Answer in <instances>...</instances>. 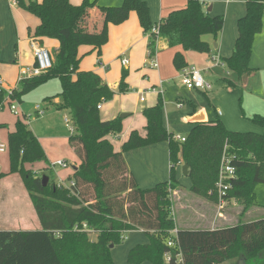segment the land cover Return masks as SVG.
Listing matches in <instances>:
<instances>
[{
    "label": "trees",
    "instance_id": "trees-1",
    "mask_svg": "<svg viewBox=\"0 0 264 264\" xmlns=\"http://www.w3.org/2000/svg\"><path fill=\"white\" fill-rule=\"evenodd\" d=\"M12 1L38 19L32 35L35 39L54 40L58 47L51 68L44 74L19 82L8 99L5 92H0V109L6 104L21 102L25 94L58 79L60 102L55 107L70 116L73 133L68 137V145L79 165L68 179L74 186L59 188L49 180L43 187L39 174L25 166L45 162L44 151L24 122L15 123L14 132L7 137L9 174L20 176L41 230L0 231V264H114L110 245H118L124 232L134 229L143 230L149 242L129 251V264L145 261L163 264V255L168 251L172 256L168 264H175V250L166 247L171 238L169 233L175 229L169 200V190L179 186L174 168L181 160L191 181L189 190L212 199L209 195L214 190L225 148L235 167V179L230 182L226 198L242 204L241 215L255 205V186L264 184V116L251 118L261 126V134L232 132L216 120L194 125L181 143L173 141L164 128L163 101L159 96L155 106L142 112L147 122L146 137L133 131L121 151L114 152L106 137L121 133L122 120L118 117L101 121L97 107L112 100L115 92L94 72L79 71L78 49L91 47L98 59L108 41V26L121 25L131 12L136 14L148 38L147 58L154 54L157 40L164 41L168 48L210 54L212 47L203 38L209 35L216 41L223 27V17L210 16L200 0H186L185 8L169 13L156 25L159 32L156 39L151 34L155 25L150 21L148 6L141 0L98 7L102 22L96 33L79 29L88 11L96 6L95 1L83 0L77 7L69 0ZM263 11L264 0H246L245 15L237 22L238 37L233 53L223 60L227 70L239 77L251 72L249 61L254 38L262 30ZM172 65L178 72L187 67L179 52L175 53ZM127 76L128 72L123 69L117 93L129 91ZM2 128L5 125H0ZM164 141L169 148L170 180L141 190L130 175L123 154ZM83 225L96 235L95 239L90 232L79 231ZM176 238L183 264H230L241 258L247 264H264V218L214 230H181Z\"/></svg>",
    "mask_w": 264,
    "mask_h": 264
},
{
    "label": "crops",
    "instance_id": "crops-1",
    "mask_svg": "<svg viewBox=\"0 0 264 264\" xmlns=\"http://www.w3.org/2000/svg\"><path fill=\"white\" fill-rule=\"evenodd\" d=\"M36 1L40 3L42 0ZM69 1L73 7H77L83 0ZM90 1H95L96 6L88 11L79 29L85 32L96 33L100 30L102 22V14L98 10V7L119 6L124 0ZM141 1L147 4L150 21L155 26L167 17L169 13L181 10L186 6V0ZM200 1L203 3L205 12L210 14V16L223 17V27L216 41H214L212 37L208 40L205 39L212 47L210 54H199L192 51L184 52L180 47L168 48L164 41L157 40L155 55L158 67L156 69H151L149 66L147 67L148 38L143 34L138 18L134 12H131L128 16V20L121 25L108 26V41L101 48V55L98 59L96 52H94L91 47L82 46L78 49V57L81 58L79 71L94 72L115 92L112 100L101 104L99 109L100 120L110 121L118 118L121 114L127 115L124 119H121V133L106 137L113 146L114 152L121 151V147L128 140L129 135L133 131L137 132L142 138L146 137L147 122L142 112L144 109L155 106L159 96L163 101V125L165 130L172 136L186 137L194 125L215 122L219 120V117L222 118L219 121H221L225 127L231 126V121L228 117L224 118L220 111L216 112V109H214L215 115H213L208 112L205 106H196L195 99L190 95H187L189 100H187L188 107L182 115L169 112V108L174 106L173 102H176L175 108L177 110L183 109L182 101H179L182 99L174 96V98L165 100L161 93L159 94L157 91H159V89H164L165 84L179 80V72L176 71L172 65V59L177 52L183 55L187 67H193L201 71L202 75L211 73L214 78L225 80L231 87H239L246 90L248 93L243 91V94L247 99V104L244 105H246L245 110L248 109L246 110V114L249 116L248 118H252L255 115L264 116V74H259V72L264 73V62L262 66V64H260V58L254 55L257 51L264 54V37L261 38L260 35H257L254 38L251 58L256 56V61L255 65H252L253 68H251L253 70L251 69L249 74L239 77L235 73H231L232 76H228L227 79L223 75L224 72H222V70L226 68L223 60L231 57L233 53L234 45L238 37L237 22L245 15L246 0ZM209 7L211 9L207 12ZM38 24L39 21L37 18L20 9L14 1L0 0V80L3 89L13 90L17 88L20 70L34 64L31 48L32 42L35 41L48 50V48L45 47V43L47 42L48 45L52 47V51L49 52L48 50V52L50 56L53 57L58 43L47 38L35 39L32 36ZM121 57H125L128 60L127 66L123 67L121 65ZM212 57H217L223 65L221 66L218 64L217 66L213 63ZM263 57L264 55L261 54V58ZM98 61L99 63H97ZM123 69L128 72L126 78L129 90L128 94H126L127 92L124 94L116 92L120 80V73ZM256 69L258 71H254ZM204 75V79L210 83ZM53 82L57 83L56 87L58 89L55 90V92H50L51 87L45 83V85L39 87L40 89L38 88L39 91L36 90V92H39L40 96L36 97L35 100L30 98V101L36 104L35 109H33L31 113L37 118L40 117L38 118L39 120L43 119V121L47 123L53 121L58 115L63 114V124L66 125V120L69 122L68 118H66L67 111L55 109V112L52 113L48 109H42L38 105L40 103L39 99L41 101L48 98H54L51 100L54 106L59 104L60 100L57 98V95L61 92V85L58 79L57 81H55V79L50 81V83ZM53 88H55V85H53ZM190 91L202 92L200 90ZM141 97L143 98L142 102ZM22 101L23 97L21 99V102ZM4 107L0 110L3 111ZM37 107H39V109H37ZM197 112L202 114L204 119L201 123H195L191 120ZM14 114L18 118V112L16 111ZM22 116L26 117L24 113H22ZM18 120L20 119L18 118ZM0 125L5 124L0 121ZM5 126L7 128V125ZM28 127L37 138L44 151L46 161L42 164H44L47 170L55 173L58 167L53 166V164L57 161H63L69 167L66 169L59 168L61 171L55 173L57 187L60 188L64 186L67 188L68 185L65 186L63 184L64 181H68V179L72 177L74 170L77 169L79 165V160L68 145L70 132L68 130L69 133L67 132L66 134L64 131L67 125L64 126V129H51L46 134H39L33 131L30 128L29 122ZM14 130L9 131L7 137L9 133L14 132ZM7 137L6 140H4L6 145ZM4 154H0V175H4L0 176V231H39L41 230V224L20 176L18 174H9V171L5 172V170L9 169V159L8 154ZM123 158L130 175L141 190L154 188L156 185L166 183L170 180L171 163L168 143L166 141L127 151L123 154ZM183 165L184 164L180 160L174 168L175 179L179 186L173 190H169L170 209L172 210L171 215L175 224V229L171 231L175 230L177 234V232L181 230L196 231L219 229L215 226L216 221H224L225 218L227 219V215L223 216V214H221V217H217V199L214 201L213 197L212 199L203 198L193 194L189 190L191 181L187 177L188 175L185 176L182 174ZM186 178L187 180H185ZM210 194L214 195L213 192H210ZM232 202L233 200H228L227 205L229 204V206H231ZM259 208L260 207L254 205L244 215L246 216L249 212L255 214L257 210H260ZM255 220H248L246 222ZM90 235L95 239V234L91 233ZM123 241L125 242L111 249V257L114 264H129L127 262L129 251L135 246L144 245L149 242L143 230L137 229L124 232L122 242ZM142 264L151 263L145 261ZM163 264H168L165 254L163 255Z\"/></svg>",
    "mask_w": 264,
    "mask_h": 264
},
{
    "label": "rangeland",
    "instance_id": "rangeland-1",
    "mask_svg": "<svg viewBox=\"0 0 264 264\" xmlns=\"http://www.w3.org/2000/svg\"><path fill=\"white\" fill-rule=\"evenodd\" d=\"M262 19H263L262 20L263 25H262V30H261L262 32L257 34V35H260L261 38L264 37V17ZM205 39L206 40L211 39V36H209V35L204 36L203 40L205 41ZM45 47L48 48L49 52L52 51V47H50V45H48L47 42L45 43ZM261 54L264 55L263 53L257 51V53H255L254 55H256L257 57L260 58V64H262V66H263L264 57L261 58ZM256 56H254V58H251L252 57V55H251L250 61H249V67L250 68L252 67V65H255ZM213 63H215V62H213ZM147 67H148V63H147ZM254 71H258V70L256 69ZM222 72H224L223 75L227 79H228V76L231 77L233 74L232 72H230L226 68L224 70H222ZM259 74H264V73L259 72ZM204 76L211 83V90L208 93H203L200 91H199L200 93H198V92H192L190 90H187L185 88V86H183L181 84L180 79L175 80V82L172 81L170 83L165 84L164 89H159L161 91V95L163 96V99H165V100H168V98H174V96H177L178 98L182 99L179 101H182L183 109L177 110L175 108L176 102H173L174 106L173 107L171 106L169 108V112L176 113L177 115H182L188 107L187 105H188L189 100H188L187 95H190V96H193V98L195 99L196 106H198V107L205 106L208 109V112L212 113L213 115H215L214 109H216V112L220 111L224 118L228 117L229 120L231 121V126H228L226 128H228L232 132L261 134L263 131L261 126L254 123L251 120V118H248L249 116L246 114V110H248V109L245 110L246 105H244V104H247V99L245 98V96L243 94V91L246 92V90L241 89L239 87H231L225 80H220L218 78H214L213 75H211V73H208L207 75H204ZM50 81H52V80H50ZM50 81H48L49 83L46 82V84L49 87H51L50 92H55V90L58 89L56 87L57 83L56 82L50 83ZM55 81H57V79H55ZM43 85H45V84H43ZM53 85H55V88H53ZM39 87H37L36 89L25 94V96H23L22 102H20V103L17 101L12 102V104L17 108L16 111L19 114L18 118L22 122H24L27 126H28V122H29L30 128L39 134L40 133L46 134L51 129H56V128L64 129V126H66V125L63 124L64 123L63 122V120H64L63 114L58 115L57 117H55V119L53 121L47 123L46 121H43V119L39 120L38 118H40V117L37 118V117H35V115L33 113H31V111L33 109H35L36 104L31 102L30 98H33L35 100L36 97L40 96L39 92H36V90L39 91V89H40ZM128 93L129 92H127L126 94H128ZM157 93H158V91H157ZM246 93H248V92H246ZM52 100H53V98H52ZM39 102L40 103L38 105L42 109H48L52 113L55 112L54 110L56 109V107L51 103L52 101H46V100L40 101V99H39ZM186 102H187V104H186ZM248 103H249V101H248ZM22 113H24L26 115V117H23ZM66 115H67L66 118H68V120H69V125L73 127L68 112ZM0 116H1L0 121L3 124L7 125V128L5 126V128L0 129V138H2L0 140L2 142H4V140H6L8 132L14 130V127H15L14 125L18 121V118L10 110V105H7V104L5 105L3 111L0 110ZM221 119L222 118L219 117V120H221ZM65 128H66V130L64 129V131L67 134L68 129H67V127H65ZM69 135H70V133H69ZM42 163L43 162L27 164L25 166V168H28L29 170H32L35 173L37 172L40 177L47 176L49 178L50 182L54 181V183L57 184V181H56L57 179L55 177V173L61 171L59 169L60 167H58L54 173L52 171L47 170L46 167L44 166V164H42ZM7 171H9V169L5 170V172H7ZM185 180H187V178ZM63 184L65 186H67V185H69V182L64 181ZM209 196L213 197L214 201H215V199H216L215 195H212V196L209 195ZM254 197H255L256 207H260L259 208L260 210H257L255 214L253 212H249V214H246V216L241 215L242 204L239 201L237 202V200L232 199L233 202H232L231 206H229V204L226 205L222 211L223 216L227 215V219L225 218L224 221H222V220L216 221L215 226L217 228H224V227L226 228V227L234 226V225L239 224V223H244L248 220H255V219L257 220L260 218H264V184H258L255 186ZM229 201H231V200H229ZM209 222H210V219H209ZM91 238L93 239V236H91ZM124 242L125 241H123V242L121 241L118 244V246Z\"/></svg>",
    "mask_w": 264,
    "mask_h": 264
},
{
    "label": "built area",
    "instance_id": "built-area-1",
    "mask_svg": "<svg viewBox=\"0 0 264 264\" xmlns=\"http://www.w3.org/2000/svg\"><path fill=\"white\" fill-rule=\"evenodd\" d=\"M151 34L154 35L156 39L158 38V35H159L158 26H154L152 28ZM31 48H32L33 57H34V64L30 67H25L20 70V73L18 76V83L25 79H30L32 77L40 76L44 74L47 70H49L52 66V57L50 56L47 49L40 46L35 41L31 43ZM155 54H156V50L152 56H149L147 58L148 66L151 69H156L158 67ZM212 61H214L217 65L218 64H220L221 66L223 65L220 63L217 57H212ZM120 62L123 67L127 66L128 64V60L125 57H121ZM179 79H180L181 84L185 86V88L188 90H200L202 92H208L211 90V84L208 83L204 79L201 71L193 67H186L183 70H181L179 73ZM1 91L5 92L7 99L12 94V90L3 89L2 82L0 80V92ZM158 93L160 94L161 91L159 90ZM142 101H143V98L141 97V102ZM100 106L101 104L97 108L100 109ZM37 109H39V107H37ZM10 110L13 113H16V108L13 104H10ZM66 125H67V129L69 130V132L73 133V127L69 125V122L67 120H66ZM172 140L183 143L185 141V137L172 136ZM6 152H7V145L6 143L0 140V154H4ZM53 166H57L63 169L68 168L67 164L64 163L63 161H57L53 164ZM0 174H1V167H0ZM234 179H235V167L231 164V160L226 154V148H225L220 158L217 180L214 184V190H213V193L217 199V203H216L217 217H221L222 211L224 207L227 205L228 199L226 198V195L228 191L231 189L230 182ZM72 186H74L73 181L69 183L67 188L72 187ZM170 214H172L171 209H170ZM79 231L90 232L86 229L84 225L82 226L81 230L79 229ZM170 233L169 235L171 236V238L167 240L166 247L168 249L175 250L176 254L173 256L174 263L183 264L182 256L179 251L178 244H177L176 231L174 230V231H171ZM56 236H59V233H57ZM165 258L167 262L169 263L172 258L171 251H168L167 253H165Z\"/></svg>",
    "mask_w": 264,
    "mask_h": 264
},
{
    "label": "water",
    "instance_id": "water-1",
    "mask_svg": "<svg viewBox=\"0 0 264 264\" xmlns=\"http://www.w3.org/2000/svg\"><path fill=\"white\" fill-rule=\"evenodd\" d=\"M210 9L211 8L209 7L208 10H207V12H209ZM126 116H127L126 114H121L119 116V118L120 119H124ZM191 120L193 122H195V123H201V122L204 121V119L202 117V114H200L198 112L196 113V115L194 117L191 118ZM182 174L185 175V176H187V174H188L187 167L185 165H183V167H182ZM41 182H42V186L43 187H46L47 184H48V182H49V178L47 176H42L41 177ZM112 248H113V246L110 245V249H112ZM230 264H247V263H246V260L245 259L241 258V259H238L236 262H233V263H230Z\"/></svg>",
    "mask_w": 264,
    "mask_h": 264
}]
</instances>
